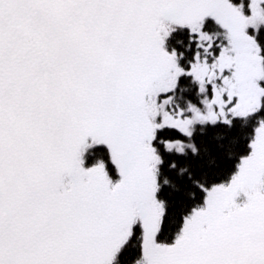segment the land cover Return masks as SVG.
Instances as JSON below:
<instances>
[{
	"label": "rangeland",
	"instance_id": "374dc122",
	"mask_svg": "<svg viewBox=\"0 0 264 264\" xmlns=\"http://www.w3.org/2000/svg\"><path fill=\"white\" fill-rule=\"evenodd\" d=\"M31 1L36 8L27 7L26 28L37 29L36 14L48 49L62 48L71 64L60 55L21 53L26 21L12 28L1 24L10 8L0 14V90L6 92L0 124L8 131L21 118L29 155L13 161L0 152V259L113 264L137 223L143 229V264H204L215 243L230 237L242 248L238 242L246 235L257 237L254 256L263 259L264 123L238 173L229 184L207 189L205 206L186 218L171 244L157 240L164 205L157 196L160 156L154 140L164 127L191 135L198 123L260 109L264 65L250 30L264 25V0H248L247 9L232 0ZM72 7L97 27L85 32ZM208 18L221 26L226 43L211 61L212 51L203 60L198 54L185 68L177 52L164 48L165 38L175 26H187L208 51L214 38L204 30ZM183 74L192 75L204 94L202 106H192L185 116L172 114L168 95ZM99 144L108 147L117 180L103 161L85 165L86 152ZM165 146L183 151L186 145Z\"/></svg>",
	"mask_w": 264,
	"mask_h": 264
},
{
	"label": "trees",
	"instance_id": "16d2710c",
	"mask_svg": "<svg viewBox=\"0 0 264 264\" xmlns=\"http://www.w3.org/2000/svg\"><path fill=\"white\" fill-rule=\"evenodd\" d=\"M232 1L244 4L245 9L248 7V0ZM27 7H31L29 0L24 5H19L16 0H0L1 15L8 8L12 11V14L8 16V21L1 22V24H8L15 28L17 27L15 22L19 19L23 18L26 21L20 32V34L24 33L23 38L19 36L20 34L17 36L21 38L19 39L21 41H29L21 53L33 55L35 52L34 55H41L43 58L46 57L45 59L60 55L59 60L70 66L69 54L65 53L62 48L57 52L53 47L48 49L50 41L39 33L40 29H43L40 26L42 25L40 20L36 21L38 30L31 29V27L26 28ZM139 15L141 16V14ZM204 30L214 36L213 45L208 51L197 40V35L183 25L175 26L166 36L164 48L170 52H177L179 63L185 68H190L198 54L203 60V57L212 51L208 59L211 61L213 55H219L222 43H226V36L221 26L211 18L205 20ZM250 33L255 34L264 65V25L258 29H251ZM44 43L48 46L44 47ZM41 44L44 46L41 47ZM207 44L208 42L204 41L203 45ZM28 55L25 56L30 57ZM51 64L57 63L53 61ZM261 83L264 88V78ZM207 92L211 95V88ZM30 93L31 90L23 92L24 99L29 98L28 94ZM168 95L172 96V114L181 111L183 116L192 114V106H202L204 96L198 82L190 74L181 75L175 89ZM5 99V90H0V105L6 104ZM14 114L21 115L22 113L15 111ZM21 122V118L20 122L14 121L8 131L4 124H0V140L2 142L0 152L13 161L28 160L29 158L26 152V129ZM262 123H264V102L257 112L247 116H233L229 121L198 123L191 135L184 134L174 127H164L157 131L154 140V145L160 156L157 172V196L164 205V214L157 234L159 242L174 243L182 233L186 218L190 217L196 209L205 206L207 189L215 185L230 183L239 171L242 158L251 153L252 141L255 139L257 128ZM166 141H181L186 146L183 151L170 150L165 146ZM100 161L104 162L111 178L117 180L119 175L116 167L111 160L108 147L103 144L92 147L84 156V163L87 166ZM142 254L143 229L137 223L128 240L117 252L113 264H143L141 262ZM0 261L3 262L2 264H7L4 259H0Z\"/></svg>",
	"mask_w": 264,
	"mask_h": 264
},
{
	"label": "flooded vegetation",
	"instance_id": "af4514ba",
	"mask_svg": "<svg viewBox=\"0 0 264 264\" xmlns=\"http://www.w3.org/2000/svg\"><path fill=\"white\" fill-rule=\"evenodd\" d=\"M19 1L20 0H16V3H19ZM29 1L30 6L32 7V11L36 7L31 0ZM72 9L74 10L76 15L80 17L82 16L81 24L85 32L89 31L93 27H97L96 25L90 27L86 24L88 18L86 13H81L75 7H72ZM34 17L37 19L36 21L39 20L36 14H34ZM19 42L21 41L19 40ZM25 44H27V42L23 41L22 46H24ZM254 236L255 235H246L244 237H241V241L238 242V244L245 246L242 248L235 247V239L230 237H226L223 239V241L215 243L214 245H216V248L210 249L208 251L209 254L205 259L204 264H264V258L258 259L256 258V256H254L256 255L255 249L257 245V242L255 240L257 239V237ZM262 243L264 248V242Z\"/></svg>",
	"mask_w": 264,
	"mask_h": 264
}]
</instances>
